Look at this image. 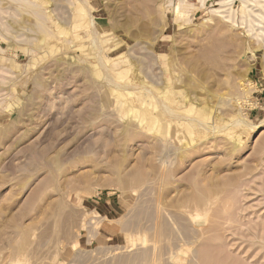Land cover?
Instances as JSON below:
<instances>
[{
    "label": "rangeland",
    "instance_id": "374dc122",
    "mask_svg": "<svg viewBox=\"0 0 264 264\" xmlns=\"http://www.w3.org/2000/svg\"><path fill=\"white\" fill-rule=\"evenodd\" d=\"M223 3L0 0V264H264V39Z\"/></svg>",
    "mask_w": 264,
    "mask_h": 264
},
{
    "label": "bare ground",
    "instance_id": "6f19581e",
    "mask_svg": "<svg viewBox=\"0 0 264 264\" xmlns=\"http://www.w3.org/2000/svg\"><path fill=\"white\" fill-rule=\"evenodd\" d=\"M187 1V0H186ZM202 6L205 3V0H199ZM240 8L237 11H233L232 7L224 0V3L221 6H228L226 15L222 17V20L230 23L231 27H241L244 29L247 36L256 41H261L264 39V0H239ZM205 6V5H204ZM221 7V8H222ZM191 9L190 5L187 7H182V3L179 2L178 5L174 8V14L176 17H183L185 13L189 12ZM237 13L240 14V17H236ZM221 13V12H220ZM173 116V115H172ZM177 120L179 116L177 115ZM234 125L244 124V121L241 118H237L233 121Z\"/></svg>",
    "mask_w": 264,
    "mask_h": 264
}]
</instances>
